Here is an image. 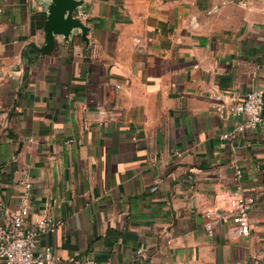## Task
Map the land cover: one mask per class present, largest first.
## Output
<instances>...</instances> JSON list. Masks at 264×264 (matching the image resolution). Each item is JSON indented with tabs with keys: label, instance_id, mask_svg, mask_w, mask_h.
I'll return each mask as SVG.
<instances>
[{
	"label": "crops",
	"instance_id": "1",
	"mask_svg": "<svg viewBox=\"0 0 264 264\" xmlns=\"http://www.w3.org/2000/svg\"><path fill=\"white\" fill-rule=\"evenodd\" d=\"M79 1L84 28L43 52L51 0H0V222L27 180L29 218L63 220L38 239L53 264H264V128L209 95L264 87V0ZM233 159L249 235L203 214L228 209Z\"/></svg>",
	"mask_w": 264,
	"mask_h": 264
},
{
	"label": "built area",
	"instance_id": "2",
	"mask_svg": "<svg viewBox=\"0 0 264 264\" xmlns=\"http://www.w3.org/2000/svg\"><path fill=\"white\" fill-rule=\"evenodd\" d=\"M3 7L0 6V21ZM76 16L80 19L86 16L85 12L78 10ZM213 100V107L220 117L238 116L236 130L243 131L246 127L264 128V87L249 90L243 98H238L235 92L218 91L209 94ZM229 98V99H228ZM1 106V105H0ZM233 132L223 133L224 138H230ZM235 189L228 196V209H208L204 211L206 227L213 232L215 220L230 219L237 231L242 235H249L252 231L250 219L251 210L256 202L254 195L244 193V168L239 159H233ZM26 190L22 193L20 206L10 211L6 220L0 222V264H53L59 256L47 244L38 248V239L45 233L56 232L63 220L47 211L35 219H30V181H23ZM57 202L56 198L46 202ZM141 255L144 251H138ZM71 264H90L87 257L71 256Z\"/></svg>",
	"mask_w": 264,
	"mask_h": 264
},
{
	"label": "water",
	"instance_id": "3",
	"mask_svg": "<svg viewBox=\"0 0 264 264\" xmlns=\"http://www.w3.org/2000/svg\"><path fill=\"white\" fill-rule=\"evenodd\" d=\"M79 0H51L49 16L45 24L46 43L40 50L50 51L56 41V34L69 35L74 25L84 28L83 22L76 16Z\"/></svg>",
	"mask_w": 264,
	"mask_h": 264
},
{
	"label": "trees",
	"instance_id": "4",
	"mask_svg": "<svg viewBox=\"0 0 264 264\" xmlns=\"http://www.w3.org/2000/svg\"><path fill=\"white\" fill-rule=\"evenodd\" d=\"M36 50H37V48L34 45H32L25 50L24 56L29 60L31 58L30 57L31 53H35Z\"/></svg>",
	"mask_w": 264,
	"mask_h": 264
}]
</instances>
